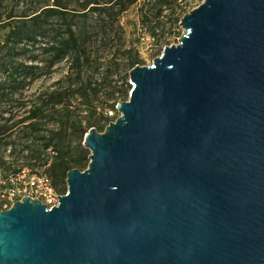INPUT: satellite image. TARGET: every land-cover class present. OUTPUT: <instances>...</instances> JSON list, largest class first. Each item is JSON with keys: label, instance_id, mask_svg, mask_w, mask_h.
Listing matches in <instances>:
<instances>
[{"label": "water", "instance_id": "obj_1", "mask_svg": "<svg viewBox=\"0 0 264 264\" xmlns=\"http://www.w3.org/2000/svg\"><path fill=\"white\" fill-rule=\"evenodd\" d=\"M180 27L58 203L0 211V264H264V0H204Z\"/></svg>", "mask_w": 264, "mask_h": 264}, {"label": "rangeland", "instance_id": "obj_2", "mask_svg": "<svg viewBox=\"0 0 264 264\" xmlns=\"http://www.w3.org/2000/svg\"><path fill=\"white\" fill-rule=\"evenodd\" d=\"M61 1L67 7V21L62 20V13L42 17L38 23L31 16L21 20L27 28L42 33L35 43L29 42L26 53L13 55L5 45L9 28L0 27V81L7 89L0 101V168L7 173L23 167L45 172L65 194L67 173H59L58 165L83 157L75 168L87 169L91 152L83 146L86 133L92 127L103 132L119 116L109 113L119 101L129 99L130 91H123L132 86L130 70L138 64L151 65L165 46L177 44L183 32L181 18L204 0H139L111 16L104 10H92V5L84 9L87 0ZM54 3L23 0L11 6L31 14L33 9ZM67 22L78 38L80 67L73 61L76 52L55 60L46 51L50 41L66 35ZM56 90L67 94L54 106L51 93ZM40 105L39 118L21 122Z\"/></svg>", "mask_w": 264, "mask_h": 264}, {"label": "trees", "instance_id": "obj_3", "mask_svg": "<svg viewBox=\"0 0 264 264\" xmlns=\"http://www.w3.org/2000/svg\"><path fill=\"white\" fill-rule=\"evenodd\" d=\"M138 1L139 0H87V2L84 4V9H87L89 5H92V10H104V13L107 12L111 16L113 14H120L124 12ZM22 2L23 0H0V27L9 28L5 38V45L9 47L10 52L13 55H19L28 52L29 48L27 46L29 42L35 43L37 41V35L42 34L40 31H37V29L27 28L24 24L25 22L21 20H26L25 18L31 16L30 18L38 23L39 19L42 17L48 19L54 15H57L58 13H62V20L67 21V16L65 14V12H67V7L61 0H55V3L52 4L53 6L50 4H45L41 7L33 9L34 11L31 14H28L26 9H17V7L14 8V6H11L12 4H15L16 6L20 5ZM39 28H41V26H39ZM65 32L66 35L61 36L59 40L50 41V44L48 47H46V51L52 53L55 60H61L68 54L76 52L73 61L78 67H80L82 60L81 53L79 52V42L73 25L70 22L66 23ZM12 76L14 75L12 74ZM131 88L132 86H130L129 90L123 91V93H129ZM6 90L7 89L4 85V82L0 81V101L2 100L1 97L5 94ZM74 91L75 90L70 91V93L67 95V98L71 96ZM83 91L86 95H88L85 88H83ZM66 94V91L63 93L58 92L57 90L53 91L51 93V97H53L55 100L52 101L53 105L55 106L57 103L61 102L59 100H63L62 98ZM57 95H60V99L58 100L56 99ZM42 108V105H40L30 110L29 114L21 122H24L27 119L32 120L39 118ZM33 125L35 126V124ZM83 161V157L74 161H69L67 159L63 160L58 165L59 173L64 175L68 170L77 167Z\"/></svg>", "mask_w": 264, "mask_h": 264}, {"label": "built area", "instance_id": "obj_4", "mask_svg": "<svg viewBox=\"0 0 264 264\" xmlns=\"http://www.w3.org/2000/svg\"><path fill=\"white\" fill-rule=\"evenodd\" d=\"M109 114L114 117L115 114L120 115V112L116 108ZM59 195L61 193L54 185L52 177L45 172L23 167L7 173L0 168V211L10 209L24 196L38 198L51 207L58 203Z\"/></svg>", "mask_w": 264, "mask_h": 264}]
</instances>
